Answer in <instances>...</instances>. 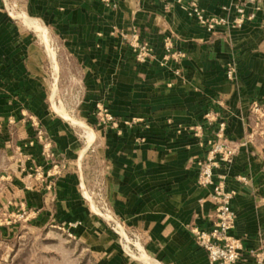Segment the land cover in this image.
Wrapping results in <instances>:
<instances>
[{"label":"crops","instance_id":"crops-1","mask_svg":"<svg viewBox=\"0 0 264 264\" xmlns=\"http://www.w3.org/2000/svg\"><path fill=\"white\" fill-rule=\"evenodd\" d=\"M11 2L16 17L0 0V145L19 148L40 170V215L75 224L100 264H210L193 228L212 227L215 204L211 188L198 184L196 161L220 122L232 143L257 129L264 0ZM193 2L227 22L209 31L190 14ZM136 40L153 49L147 63L136 60ZM167 40L184 56L164 64ZM230 64L235 80L226 75ZM69 77L82 93L76 113L58 99ZM100 104L116 125L99 123ZM258 130L226 179L236 191L232 232L246 252L238 264H258L251 250L264 242V126ZM92 165L104 202L98 211L82 179Z\"/></svg>","mask_w":264,"mask_h":264},{"label":"rangeland","instance_id":"rangeland-1","mask_svg":"<svg viewBox=\"0 0 264 264\" xmlns=\"http://www.w3.org/2000/svg\"><path fill=\"white\" fill-rule=\"evenodd\" d=\"M66 63H70L67 58ZM81 94L69 77L59 90V104L76 113ZM21 153L19 148L0 145V264H100L99 256L83 245L70 225L40 215L35 195L40 170ZM93 166L82 179L101 208L100 174Z\"/></svg>","mask_w":264,"mask_h":264},{"label":"built area","instance_id":"built-area-1","mask_svg":"<svg viewBox=\"0 0 264 264\" xmlns=\"http://www.w3.org/2000/svg\"><path fill=\"white\" fill-rule=\"evenodd\" d=\"M115 0H104L106 5L110 6ZM167 1V0H163ZM4 7L10 16L16 17V4L11 0H3ZM243 13V9H239ZM201 24L207 27L209 31H213L217 25L227 22L221 17L207 16L197 5L193 2L191 5V13ZM173 41L167 40L166 47L169 53L164 57L163 63L167 64L171 58L178 60L183 57L181 52H172ZM136 60L139 63H147L153 58V49L146 41L136 40L132 44ZM236 68L233 64L228 65L226 75L230 80L236 79ZM97 117L99 123L102 125H116V118L107 108V106L98 105ZM252 113L257 118V129H253L243 137L238 143H232L227 134V125L223 121L220 122L219 128L214 134V137L209 140L210 149L206 158L197 160L198 166V184L202 187L211 188V197L213 198L215 208L213 211V224L209 230L193 228V233L197 244L207 251L210 264H238L245 252L243 239L236 234H233V229L236 223V212L233 207V201L236 197V191L229 189L226 185L227 173L234 164L236 155L240 147L246 146L253 142L255 136L260 131L259 126H264V106L255 101L252 105ZM38 139L43 140V131H37ZM223 169L221 173L216 170ZM239 179L245 180V176H239ZM71 227H76L71 224ZM252 254L257 259L258 264L264 262V242L259 249L251 250Z\"/></svg>","mask_w":264,"mask_h":264},{"label":"bare ground","instance_id":"bare-ground-1","mask_svg":"<svg viewBox=\"0 0 264 264\" xmlns=\"http://www.w3.org/2000/svg\"><path fill=\"white\" fill-rule=\"evenodd\" d=\"M19 13V12H18ZM23 16V15H22ZM24 17H25V15H24ZM23 17V18H24ZM27 18V16L25 17V19ZM25 21V20H24ZM34 23H31L30 25H33ZM36 25V24H35ZM38 26V25H37ZM42 26V25H41ZM39 31V30H38ZM44 31V30H43ZM46 31V30H45ZM44 31V32H45ZM40 33V32H39ZM45 33H43V35H44ZM46 36V35H45ZM46 37H48V36H46ZM51 48V47H50ZM54 51V50H53ZM55 54V53H54ZM56 107V106H55ZM65 111V110H64ZM66 112V111H65ZM64 115L66 116V117H69L68 116V114L67 113H64ZM64 117V116H63ZM73 121L75 122V123H78L76 120H74L73 119ZM92 132V131H91ZM90 195H88V197H89ZM92 205H93V208L96 210V211H98L97 210V208H96V206H95V204L94 203H92ZM127 247V246H126ZM128 248V247H127ZM142 257H143V259H145V260H147V258L144 256V255H142Z\"/></svg>","mask_w":264,"mask_h":264}]
</instances>
